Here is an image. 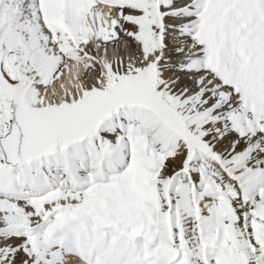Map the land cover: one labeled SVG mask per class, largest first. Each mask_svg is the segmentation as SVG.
I'll use <instances>...</instances> for the list:
<instances>
[{"label": "snow or ice", "instance_id": "obj_1", "mask_svg": "<svg viewBox=\"0 0 264 264\" xmlns=\"http://www.w3.org/2000/svg\"><path fill=\"white\" fill-rule=\"evenodd\" d=\"M0 264H264V0H0Z\"/></svg>", "mask_w": 264, "mask_h": 264}]
</instances>
